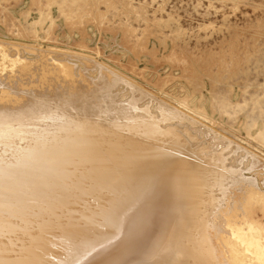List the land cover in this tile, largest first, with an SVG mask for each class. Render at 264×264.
Segmentation results:
<instances>
[{
	"label": "bare ground",
	"instance_id": "1",
	"mask_svg": "<svg viewBox=\"0 0 264 264\" xmlns=\"http://www.w3.org/2000/svg\"><path fill=\"white\" fill-rule=\"evenodd\" d=\"M10 51H2L0 66L30 78L0 72V264H264V208L258 214L252 206L264 204V193L256 185L240 192L253 178L215 159L208 184L216 193L202 195L209 202L202 210H189L182 179L159 155L165 130L132 121L121 102L111 108L113 81L71 80L48 58L47 77L31 83L40 65L28 73L30 63ZM141 150L163 164L145 168ZM178 160L177 170L195 176L192 156Z\"/></svg>",
	"mask_w": 264,
	"mask_h": 264
},
{
	"label": "rangeland",
	"instance_id": "2",
	"mask_svg": "<svg viewBox=\"0 0 264 264\" xmlns=\"http://www.w3.org/2000/svg\"><path fill=\"white\" fill-rule=\"evenodd\" d=\"M108 1L0 0V62L2 51L11 50V58L30 63L21 64L28 73L40 65L31 83L47 77L48 61L55 64L51 69L93 87L113 81L107 86L111 108L121 102L132 121L165 130L159 155L167 154L169 174L182 179L189 210H202L209 203L202 195L216 193L208 184L215 159L253 178L242 195L258 188L264 193V0H127L133 9L119 0L112 9ZM7 71L30 78L20 67L0 66L1 74ZM186 153L195 159V176L177 170ZM139 156L145 168L163 164L159 156L149 161L146 150ZM252 206L258 214L264 208Z\"/></svg>",
	"mask_w": 264,
	"mask_h": 264
}]
</instances>
